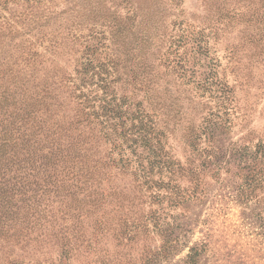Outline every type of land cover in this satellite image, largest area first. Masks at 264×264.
Wrapping results in <instances>:
<instances>
[{"label":"rangeland","instance_id":"1","mask_svg":"<svg viewBox=\"0 0 264 264\" xmlns=\"http://www.w3.org/2000/svg\"><path fill=\"white\" fill-rule=\"evenodd\" d=\"M236 11L240 16L230 19ZM259 25L264 0H0V122L14 120L12 133L22 128L38 157L54 138L49 130L78 123L79 147L89 154L80 166L96 174L86 181L84 170L67 169L48 184L34 175L33 190L0 236V264H264V44L250 39ZM152 31L162 41L148 56L149 85L139 67ZM213 64L230 87L226 96H200L198 84ZM98 71H110L106 92L91 76ZM167 86L188 93L200 127L217 113L213 143L221 151L244 154L210 164L197 181V198L185 204L169 201L166 173H156L149 189L133 166L106 164L132 123L125 119L124 130L114 114L102 116V99L117 98L131 111V101L149 105L146 95ZM82 93L97 99L99 119L87 117L93 110L81 103ZM182 128L167 139L185 165ZM122 148L135 157L125 142ZM175 182L181 191L196 186L185 177ZM242 184H250L243 197Z\"/></svg>","mask_w":264,"mask_h":264},{"label":"trees","instance_id":"2","mask_svg":"<svg viewBox=\"0 0 264 264\" xmlns=\"http://www.w3.org/2000/svg\"><path fill=\"white\" fill-rule=\"evenodd\" d=\"M237 16H240L239 11L228 15L230 19L237 18ZM252 27H254V24H252ZM257 29L259 32L252 34L250 39H252V42L257 41L258 45L264 44V26L259 25ZM147 37L142 42V46L148 50L147 53H143L147 57L143 58L144 65L139 67V71H141L139 75L143 78L142 81H147L151 85L153 84V68L151 62L148 60V56H154L153 51L159 49L162 38L155 31H152L150 34L148 32ZM202 49L199 46L198 50L201 51ZM181 70H185L184 66L181 67ZM179 72L177 71L176 77L182 78ZM109 73L110 71H98L91 75L92 77L95 75L98 77L96 83L98 88L103 90V92H106V86L110 82ZM167 83L170 84V80H167ZM198 86L202 91V94L198 93L200 96H204L207 92L210 97L217 98L218 93H221V96H226L230 91L226 80L216 78L214 64L202 82H199ZM146 88L153 90L150 86H146ZM175 92L170 86H167L163 92L154 91L151 95H146L145 97V101L149 105L142 104V101L139 103L131 101L129 105L131 111H123L122 102H117V98L114 99V104L106 99H102L106 103L102 106L104 110L102 116L108 119L111 117V114H114L120 118V127L124 130L128 128L126 120L130 119L132 123L131 127L123 131L121 136L125 138L124 142L131 150V154L135 156L131 157L124 154L125 150L122 148L124 142L113 143L114 148L110 155H108L106 164H112L111 166L119 167L121 170H126L130 166H133L137 178L142 177L145 181L144 184L148 185L149 189L155 187L153 183L157 182V180L153 176L156 173L160 174L159 179H163L162 174L166 173L165 176L169 177V187L172 190L168 197L169 201L185 204L197 198L199 190L196 185L197 181L200 174L210 164L215 160H219L220 158L226 159L231 155L240 156L243 159L244 154H242L243 149H236V151L235 149L232 151L229 149L227 152L221 151V147L213 143L215 141V133L219 128L217 122L213 120L217 113L211 112L209 114L213 116L211 119L205 116L202 120L203 125L200 127V124L194 122L196 120L195 114H199L196 112L198 109L193 104V100L188 97V93L185 90L176 88ZM103 94L107 98L108 95L106 93ZM164 95L166 97H163ZM83 96L84 99L81 103L86 104L91 102L90 105L93 110L92 113L86 114L87 117L93 115L95 119H99V114L94 107L97 99L90 100L84 93L78 95L79 98H83ZM3 102L5 101L3 100ZM224 105L225 101H223L221 106L224 107ZM128 112L131 113V116L123 118L124 113ZM160 114L162 118L158 120L157 116ZM187 116L189 119L184 121V118ZM14 123V120L10 121V123H5V125L0 122V236L4 234L6 225L15 220V216L17 215L16 209L19 208L17 203L23 202L26 194L33 190L34 175L38 179V182L42 181V183L48 184L49 182H53V177L59 171L71 169L74 170L72 173H80L84 170V174L86 175L84 178H87L86 181L96 179L94 177L96 174L91 171L87 164L84 165V169L80 166L82 163H85L89 154L83 155L82 145L79 147L82 142L80 141V133H78L80 131L78 123L75 124L73 121H69L66 124V128H64V124L60 125L57 128L60 131L57 132L56 129L53 134L49 130L47 138L51 136H54V138L47 142V151H44L41 157L34 155V148L30 146L32 138L25 137L22 128L16 131V133H12ZM177 127H183L180 130L182 132L181 137L184 139V144H186L190 152L189 156L186 157L187 161L185 165L179 162L177 158L175 159V155L172 152L173 148L169 145L167 139V133H172ZM103 133L104 137L109 138V132L103 131ZM118 144H120L121 151L115 156L114 152L117 151L118 148L116 147ZM145 151L147 154H145ZM145 160H147V163H145ZM76 168L77 170H75ZM181 177L187 178L191 184L196 186L192 189L184 188L181 191L180 185L175 182ZM249 185H240L239 189L242 197L245 196V188L250 187ZM193 257L194 254L189 255L190 260Z\"/></svg>","mask_w":264,"mask_h":264}]
</instances>
